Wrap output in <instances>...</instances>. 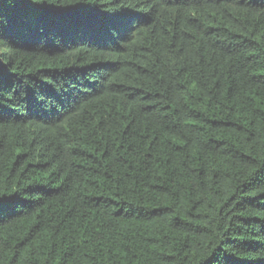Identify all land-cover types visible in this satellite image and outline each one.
Returning a JSON list of instances; mask_svg holds the SVG:
<instances>
[{"label":"trees","instance_id":"16d2710c","mask_svg":"<svg viewBox=\"0 0 264 264\" xmlns=\"http://www.w3.org/2000/svg\"><path fill=\"white\" fill-rule=\"evenodd\" d=\"M0 264H264V0H0Z\"/></svg>","mask_w":264,"mask_h":264}]
</instances>
